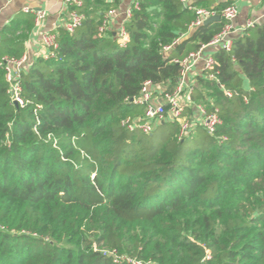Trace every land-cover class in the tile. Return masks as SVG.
Segmentation results:
<instances>
[{
  "label": "trees",
  "instance_id": "16d2710c",
  "mask_svg": "<svg viewBox=\"0 0 264 264\" xmlns=\"http://www.w3.org/2000/svg\"><path fill=\"white\" fill-rule=\"evenodd\" d=\"M104 4L23 70L26 107L0 68V264H264V23L213 51L193 85L195 104L219 110L217 134L179 140L176 122L159 136L122 122L145 117L133 103L145 83L173 92L181 62L226 21L191 29L182 0H140L121 47L118 30L99 36L117 6ZM24 41L4 33L0 62L21 59Z\"/></svg>",
  "mask_w": 264,
  "mask_h": 264
},
{
  "label": "built area",
  "instance_id": "2783aa9c",
  "mask_svg": "<svg viewBox=\"0 0 264 264\" xmlns=\"http://www.w3.org/2000/svg\"><path fill=\"white\" fill-rule=\"evenodd\" d=\"M194 0H182L186 8L193 9L196 14V20L191 25V29L199 27L205 23L206 20L221 16V19L226 21L223 30L217 34L209 44L203 46L200 50L191 53L185 60L181 62L182 77L177 88L171 92L166 93L164 88L154 86L147 82L142 88L140 96L133 99L135 105L145 106V117L139 120L127 119L122 122V125L130 131H142L149 135L155 128L167 121L176 122L179 125V140L190 136L195 127H201L207 134L215 136L218 129L222 126L223 121L219 116V110L209 112L201 104H195L192 100L194 86L188 81V76L193 66L199 61L205 62V71H210L215 66V60L211 55H206L207 50L212 52L217 49L230 51L233 47L235 35H241L247 28L254 26L249 23L245 28H236L234 20L238 17L239 11L236 5L231 4L222 11L215 9L194 8L191 2ZM68 11V21L63 28L68 33L72 34L80 28L86 20L84 13L79 9L83 7L81 0H63ZM140 0H135L131 8L127 11L126 20L131 17L134 9H139ZM25 13H30L35 16L36 31L40 35L41 47L44 49L42 57L45 59L54 58L56 51L59 49L58 34L54 32L44 31V23L47 18V12L44 10H36L26 8ZM116 15L115 10L108 11L103 15L102 25L99 29V36H103L109 29L111 22ZM118 41L121 47H125L128 43L129 36L126 28L123 26L118 30ZM171 48L167 47L165 50L169 51ZM30 65L28 57L25 55L21 59L5 57L0 62V68L5 72L6 81L9 85L8 94L14 105L19 108H24L28 102L23 97L22 87V72ZM213 79L214 76L210 75ZM228 97H232L231 93H227ZM195 108V113H187V108ZM227 140L226 138L223 139ZM133 264H140L137 261H129Z\"/></svg>",
  "mask_w": 264,
  "mask_h": 264
},
{
  "label": "crops",
  "instance_id": "0c3cea01",
  "mask_svg": "<svg viewBox=\"0 0 264 264\" xmlns=\"http://www.w3.org/2000/svg\"><path fill=\"white\" fill-rule=\"evenodd\" d=\"M82 1V0H81ZM91 4L86 10L83 7L81 13L93 15L94 13L102 14L105 10L104 2L116 3V15L111 22L110 28L119 30L126 21L127 11L131 8L135 0H90ZM197 0L191 2L194 4ZM203 6L212 2L214 7L218 5L237 6L239 14L234 20V26L238 29L245 28L249 23L257 24L264 23V0H201ZM103 4V5H102ZM197 8H204V7ZM26 8L36 10H44L47 12V18L44 23V31L54 32L58 34L59 29H62L68 21V11L63 0H0V40L4 33H9L11 29H16L18 35L24 34L25 53L23 56L28 57L31 65L36 59L42 57L44 49L41 47L40 35L36 31L35 16L30 13H25ZM85 9V10H84ZM206 9V8H204ZM87 13V14H86ZM27 16L33 18V25L27 23ZM29 28V30H26ZM237 36V35H235ZM212 51L207 50L206 55H211ZM205 62L203 60L196 63L189 73L188 81L195 85L197 79L204 75ZM189 113H195V108L188 107ZM191 113V114H192Z\"/></svg>",
  "mask_w": 264,
  "mask_h": 264
},
{
  "label": "water",
  "instance_id": "95a60500",
  "mask_svg": "<svg viewBox=\"0 0 264 264\" xmlns=\"http://www.w3.org/2000/svg\"><path fill=\"white\" fill-rule=\"evenodd\" d=\"M221 21H222L221 16H215V17H212V18L206 20L204 24L208 25V24L213 23V22H221Z\"/></svg>",
  "mask_w": 264,
  "mask_h": 264
},
{
  "label": "rangeland",
  "instance_id": "374dc122",
  "mask_svg": "<svg viewBox=\"0 0 264 264\" xmlns=\"http://www.w3.org/2000/svg\"><path fill=\"white\" fill-rule=\"evenodd\" d=\"M155 129L157 130V128H155ZM156 130H155V131H156ZM167 131H168V129H167V127H166V128H164L163 130H161V129H160V130H157L156 133L158 132L157 134H158V136H159L161 133H164V134H165ZM190 140L193 141V140H194V136H193ZM193 144H194V146H196L195 143H193ZM190 146H192V144H191Z\"/></svg>",
  "mask_w": 264,
  "mask_h": 264
}]
</instances>
